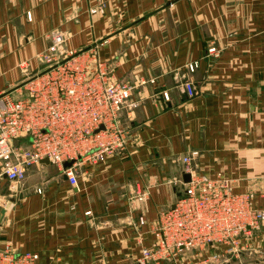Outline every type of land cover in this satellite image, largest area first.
Wrapping results in <instances>:
<instances>
[{"label": "crops", "instance_id": "crops-1", "mask_svg": "<svg viewBox=\"0 0 264 264\" xmlns=\"http://www.w3.org/2000/svg\"><path fill=\"white\" fill-rule=\"evenodd\" d=\"M57 32L62 59L94 51L113 80L134 87L137 106L121 112L131 140L82 165L76 186L44 162L12 185L0 163V250L8 244L36 264L130 262L180 196L174 181L190 152L200 175L230 179L264 210V0H0V94L47 68L39 55ZM199 260L186 252L164 264ZM232 264H264V224Z\"/></svg>", "mask_w": 264, "mask_h": 264}, {"label": "built area", "instance_id": "built-area-1", "mask_svg": "<svg viewBox=\"0 0 264 264\" xmlns=\"http://www.w3.org/2000/svg\"><path fill=\"white\" fill-rule=\"evenodd\" d=\"M51 39L39 55L47 68L26 76L12 92L0 94V163L10 183H22L29 168L48 160L76 186L82 165L105 162L125 151L131 140L121 112L130 113L137 106L131 100L134 87L113 80L107 63L94 51L69 52L62 59L64 36L57 32ZM207 54L218 52L210 48ZM196 66L191 63L188 70L194 72ZM183 88L189 97L196 94L190 82ZM15 92L23 96L15 99L11 96ZM162 96L168 100L167 92ZM197 156L190 152L181 158L183 174L190 180L174 181L183 190L151 225L153 243L121 264H164L186 252L200 258L199 264H231L252 250L254 232L264 224V210L254 206L249 192L236 193L230 179L200 175ZM67 162L71 164L64 167ZM146 222L141 217L138 224ZM36 259L30 253H15L8 244L0 250V264H36Z\"/></svg>", "mask_w": 264, "mask_h": 264}, {"label": "water", "instance_id": "water-1", "mask_svg": "<svg viewBox=\"0 0 264 264\" xmlns=\"http://www.w3.org/2000/svg\"><path fill=\"white\" fill-rule=\"evenodd\" d=\"M42 162H44V163H49L48 160H43ZM70 164H71V162H67V163L64 164V167H67V166H69ZM189 180H190V176H189L188 174H184V175H183V181H184V182H189Z\"/></svg>", "mask_w": 264, "mask_h": 264}, {"label": "rangeland", "instance_id": "rangeland-1", "mask_svg": "<svg viewBox=\"0 0 264 264\" xmlns=\"http://www.w3.org/2000/svg\"><path fill=\"white\" fill-rule=\"evenodd\" d=\"M21 93L22 92H15L14 94H12L11 96L13 97V98H18V97H22L23 95H21ZM13 95H15V97L13 96ZM12 185H14L15 183H11ZM234 261H231V264L233 263Z\"/></svg>", "mask_w": 264, "mask_h": 264}]
</instances>
